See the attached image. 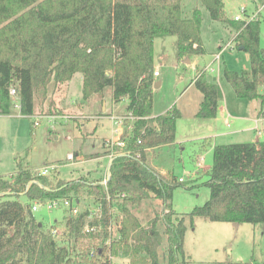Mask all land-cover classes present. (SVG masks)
I'll use <instances>...</instances> for the list:
<instances>
[{"label":"trees","instance_id":"obj_1","mask_svg":"<svg viewBox=\"0 0 264 264\" xmlns=\"http://www.w3.org/2000/svg\"><path fill=\"white\" fill-rule=\"evenodd\" d=\"M199 1L213 21L235 31V46L250 56L249 70L225 69L224 79L237 97L260 100L263 105L262 21L230 20L223 0ZM182 4L183 0H0V114H10L11 88L17 89L21 114L36 116L52 87L67 88L81 73L85 101L110 89L113 103L127 101L128 114L134 118L132 131L121 139L125 146L109 150L117 155L106 185L102 180L55 181L20 162L16 173L0 177V264H77L72 248L60 246L52 229L40 226L32 207L34 202L69 198L80 189L102 207L101 219L89 222L102 226L103 241L96 246L107 239L113 218L110 209L116 206L123 216L113 255L129 256V264L184 262L186 220L173 207V193L181 183L174 175L170 181L164 179L148 165L150 149L175 143L181 117L178 109L152 117L156 38L177 37L179 58L206 53L202 13L195 9L185 16ZM206 73L201 69L193 81L203 94L197 117L215 118L223 93L217 82L207 81ZM208 175L210 198L189 215L192 226L197 218L264 223V142L215 146ZM21 196L27 198L26 204L19 200ZM151 196L161 209L153 206V215L147 213L141 221L131 208L139 210L142 202L152 205ZM67 212L64 226L79 243L85 238L83 228L90 213ZM87 257L85 263L94 264L89 253Z\"/></svg>","mask_w":264,"mask_h":264},{"label":"rangeland","instance_id":"obj_2","mask_svg":"<svg viewBox=\"0 0 264 264\" xmlns=\"http://www.w3.org/2000/svg\"><path fill=\"white\" fill-rule=\"evenodd\" d=\"M223 2L225 17L230 20H234L237 16L243 21L251 16L262 17L260 43L264 49V11L261 10L264 7V0H223ZM182 5L185 16H191L195 9H199L202 13L201 37L206 53L198 59V66L200 69L207 66L209 69L207 77L216 79L219 83L223 93L220 103L225 104V101H228L231 110L237 114L244 111L249 113L251 106H258L262 102L240 99L223 77L225 69L241 73L251 68L249 54L235 46L236 43L233 41L235 31L223 22L213 21L199 0H183ZM177 45L178 39L175 36L159 37L155 40L154 59L155 64L160 67L162 84L155 89L153 102L154 112L159 115L164 114L171 107L181 111L182 117L177 121L179 128L177 127L176 134L180 141L185 143L184 140L192 139L191 134L207 128V125L203 124L206 120L214 118L197 117L198 98L202 97V94L195 85L188 88L195 76V70L182 64L181 60L184 58H179ZM217 55L220 56V63L215 60ZM160 63H163V66H160ZM210 69H214L215 72L212 73ZM180 76L184 79L182 83L178 82ZM67 85V88L52 87L51 93L40 105L36 116H23L20 112L19 100L11 97L10 114H0V177L12 176L17 172L20 162L24 167H30L36 174L45 169L50 170L48 177L55 181L62 179L70 182L85 179L93 182L105 179L109 165L107 158L93 159L80 165L76 163L75 153L82 151L85 154L81 157L82 160L94 157L96 154L92 145L99 147L100 140H96V137L94 141L91 140L92 132L100 138H111L115 129L114 118L118 120L116 125L121 124L123 130L131 131L134 119L129 114L118 117L115 115L123 111L127 101L113 103L110 89H106L100 98L94 97L85 101L81 73L75 74ZM185 89L188 91L183 95ZM104 108H107V114H114L112 120L110 117H100L103 116ZM36 122H38L37 126ZM81 133L82 137H80ZM207 133L206 129L201 131L200 135ZM80 138L84 141L81 142ZM235 138L237 137L227 139L229 141L226 143L242 142L232 140H249L247 136H240L246 139ZM107 142L111 148V140ZM204 143L197 141L199 151L193 155H188L187 151L183 152L180 149L170 155L167 149H163L158 153L153 152L152 156L149 154L148 159L149 167L156 168L153 170L161 177L170 181L174 175L176 181L181 183L173 193V207L185 217L187 228L184 241L185 260L184 262L181 260V264H264V223L210 222L204 218H197L194 226L191 225L189 215L196 207L203 206L211 194L206 183L209 181L208 172L213 164L214 148L213 150L210 148L211 142L210 145ZM106 149L107 147L102 149L95 158L107 155ZM69 154L74 158L69 160ZM88 170L95 172H87ZM163 172L165 174H162ZM180 179H183V182H180ZM73 198L80 199L89 205V208L96 207V200L89 197L84 189L73 192L69 198L63 199ZM150 199H153L150 200L152 205L142 202L139 210L131 208L141 221L147 213L153 215L154 207L157 211L161 209L160 202L154 200L153 196ZM19 200L24 204L27 203L25 196H21ZM112 209V216L115 219L114 229L118 233L117 222L122 219L123 213L116 206ZM33 213L36 220L44 225L45 230L57 231L53 236L60 246L72 248L73 258L77 264H86L88 253L92 248H98L96 245L103 241V236L98 235L85 237L79 243H75L64 226L68 212L62 205L51 209L43 207ZM113 256V264L130 263L129 256H123L121 253ZM93 261L97 264L95 260Z\"/></svg>","mask_w":264,"mask_h":264},{"label":"crops","instance_id":"obj_3","mask_svg":"<svg viewBox=\"0 0 264 264\" xmlns=\"http://www.w3.org/2000/svg\"><path fill=\"white\" fill-rule=\"evenodd\" d=\"M217 56H219V55H217ZM217 56H215V60H217L220 63V61H219L220 57L218 59ZM199 58H200L199 55H194L192 58L187 56L183 60H181L182 64L186 65L187 68L191 67V69L193 68L195 70V76L192 79V81L190 83V86L188 87L189 89L191 88L192 85L194 86V82L193 81L197 77L198 72L201 70L199 68V66H198V59ZM154 65H155V69H159L160 70L159 65L155 64V59H154ZM160 66H163V63H160ZM204 68L207 70V73H209L208 72L209 69L207 68V66L204 67ZM204 68H202V69H204ZM210 71L212 73L215 72L214 69H210ZM207 73H206L207 81H209V82H212V81L217 82L216 79L212 80V79L208 78L207 77ZM161 78H162V74L160 75V77H157V78L155 77V83L158 82V81H161V84H162ZM183 80H184L183 77L180 76L179 79H178V82L182 83ZM187 91L188 90L185 89L184 92H183V95H186ZM154 92H155V88H154ZM95 99H97V98H95ZM202 102H203V94H202V97L198 98V107L199 108H198L197 111H199ZM220 102H219V105H218L217 117L214 118V119L206 120V122L203 123V124H206L207 128H202L200 131H196V133L191 134L192 135V139L184 140L186 142L183 143L182 141H180L181 139H179L177 134H176L175 143L170 144V145H164V146H160V147H156V148L150 149L148 151V154H151V156H152L153 152L158 153L160 150L167 149V151H169V153L171 155L172 152L174 153L175 150L177 151V150L180 149V151H183V152L187 151L188 155H193L195 152L199 151V146L197 145V141H200V142L204 141L205 145H210V142H211L212 145H211L210 148H212V150L217 145H228V144H232V143H257V142H264V115H260V112H261L262 108H264L262 103L260 105H258V106H254V107L251 106V110H250L249 113H246L244 111V112H240L241 114H237L235 111L233 112L231 110V107L229 106L228 101H225V104H222ZM127 106H128V102L125 105L123 111H121L120 113H116L115 114L116 117L124 116V115L127 116V114H128ZM172 110H173V108L171 107L166 112H164V114H160L159 115V114L154 112V102H153V116L152 117L156 118L158 116L166 115L167 113H169ZM106 111H107V108H104L103 112H102L103 116H100V117L101 118L110 117L111 120H112L114 118V114L113 113L112 114H107ZM180 113H181V111H180ZM181 117H182V113H181ZM114 124H115V121H114ZM178 124H179V122H178ZM178 124H177V127L179 128ZM97 125L98 124H96V126ZM232 127H235V128L232 129ZM206 129H207L208 133L203 135V136H201L200 135L201 131H205ZM131 131H132V129H131ZM131 131L123 130V127H122L121 124H118V125L115 124L114 133L112 132V137L111 138L110 137L109 138H107V137L100 138L99 136H97V134L95 135L94 132H92L93 138L91 140L94 141L95 137H96V140H100V146L99 147L96 148L95 144L92 145L93 150L95 151V154L96 155L99 154L101 152V150L104 149L105 147H107V149H106V151L105 150L104 151L108 153V151L110 150V148L108 146L109 142H107L108 140H111V143L112 142H116L118 140H121L122 137L126 135V132H129V134H130ZM240 136L241 137L242 136H244V137L247 136L249 140H246V141H244V140H232V141H242V142L226 143V141H229V140L233 139L234 137H237L235 139H239ZM80 137H82V133H81ZM227 139H229V140H227ZM240 139H246V138H240ZM195 140H196V142H195ZM80 141L82 142L84 140H82L80 138ZM69 155H71V154H69ZM69 155H68V159H69ZM88 155H91V154H88ZM110 155L111 154H107L104 157H96V158L94 157V158H89L88 160H82L81 157H84L85 154H83L82 151H80V150H79V152L75 153V156H77L76 157V161H77L76 163H78V164H80V163L86 164L89 161H92L93 159H96V160L99 159L100 160L102 158H107L108 161H109V163H108L109 165H108V168H107V173L110 171V166H111V163H112ZM148 159H149V155H148ZM82 164H80V165H82ZM153 169H156V168H153ZM87 172H95V170H88ZM162 174H165V173L163 172ZM96 178H98V177H96Z\"/></svg>","mask_w":264,"mask_h":264},{"label":"built area","instance_id":"obj_4","mask_svg":"<svg viewBox=\"0 0 264 264\" xmlns=\"http://www.w3.org/2000/svg\"><path fill=\"white\" fill-rule=\"evenodd\" d=\"M262 12L264 11V7L261 9ZM258 14V12H257ZM259 15V14H258ZM264 16V13H263ZM262 17H258V16H251L249 17L248 20H244V21H252V20H261ZM235 21H243L241 17L237 16L234 19ZM220 56H217V58L219 59ZM160 70L159 69H155L154 71V77H160ZM11 97L13 98H17V89L16 88H11V92H10ZM18 99V98H17ZM20 104V103H19ZM132 117V116H131ZM133 118V117H132ZM134 119V118H133ZM115 124H117L118 120L117 118L115 119ZM35 125H38V122L35 123ZM114 146H118L120 148H123L125 146V143L122 140H118L116 142H112L110 144V149H113ZM110 157H111V161H113V158L117 155L113 152L110 153ZM126 154V153H123ZM73 155H69V159H73ZM40 175L43 176H49L50 174V170L48 171L47 169L43 170L42 172H39ZM110 178V171L107 173L105 179L102 181V184L106 185L108 182V179ZM180 182H183V179H180ZM60 205H62L64 208H67L70 210L72 215L78 216L81 214H85V213H90L88 215V221L86 223V225L83 228V234L85 237H90L92 234H101L102 232V226L101 223L99 225H91L89 222H91L94 217H97L99 219H101L102 216V207L101 204L99 202L96 201V207H92L90 206V208L88 207L89 205H87L86 203H83L81 200H69V199H57V200H52V201H48L46 203H41V202H34L33 207H32V211L36 212L38 211L40 208L46 207L47 209H51V208H57ZM110 214L113 215V209H110ZM113 217V216H112ZM114 218H111V221L108 225L107 231H108V237L107 239H105L104 244L101 246H98V248H92L91 251L89 252V258L91 260H95V262L97 264H113V244L117 241L120 240L121 236L119 233V229H118V233L117 231L115 232L114 229ZM118 223V222H117ZM119 225V224H118ZM120 228V226H119ZM52 233H57V231H53ZM117 233V235H116ZM55 235V234H54Z\"/></svg>","mask_w":264,"mask_h":264},{"label":"water","instance_id":"obj_5","mask_svg":"<svg viewBox=\"0 0 264 264\" xmlns=\"http://www.w3.org/2000/svg\"><path fill=\"white\" fill-rule=\"evenodd\" d=\"M240 50H243V47H241ZM160 86H161V81H158V82L155 83L154 88L157 89ZM40 226H42V224H40Z\"/></svg>","mask_w":264,"mask_h":264}]
</instances>
